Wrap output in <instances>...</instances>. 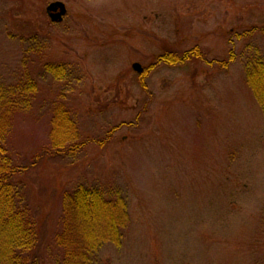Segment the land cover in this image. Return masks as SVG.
Listing matches in <instances>:
<instances>
[{
    "label": "rangeland",
    "instance_id": "374dc122",
    "mask_svg": "<svg viewBox=\"0 0 264 264\" xmlns=\"http://www.w3.org/2000/svg\"><path fill=\"white\" fill-rule=\"evenodd\" d=\"M53 1L0 0V82L18 103L7 144L49 225L47 260L62 192L84 184L130 212L95 264H264V110L246 68L264 57V0H61L59 22ZM60 105L80 149L51 157Z\"/></svg>",
    "mask_w": 264,
    "mask_h": 264
},
{
    "label": "trees",
    "instance_id": "16d2710c",
    "mask_svg": "<svg viewBox=\"0 0 264 264\" xmlns=\"http://www.w3.org/2000/svg\"><path fill=\"white\" fill-rule=\"evenodd\" d=\"M258 29L263 30L264 25L253 28ZM231 53L228 59L215 63L229 68L235 57ZM191 56L199 58L200 53L192 49L183 56L165 54L161 59L174 64ZM246 68L247 83L264 110V57L258 53L251 56ZM17 107L15 93L0 82V264H95L104 244H121L123 231L130 223L127 202L122 196L108 197L102 188L84 184L63 191L58 225L52 233L54 246L59 250L54 261H48L42 241L45 239L49 248L46 241L49 225L45 232L35 209L24 200L16 177L27 168L14 161L7 144L10 120ZM53 115L52 147L56 150H49V156L80 149L73 144L79 131L71 110L60 105Z\"/></svg>",
    "mask_w": 264,
    "mask_h": 264
},
{
    "label": "water",
    "instance_id": "95a60500",
    "mask_svg": "<svg viewBox=\"0 0 264 264\" xmlns=\"http://www.w3.org/2000/svg\"><path fill=\"white\" fill-rule=\"evenodd\" d=\"M47 11L53 21L59 22L63 20L68 9H67L65 2L61 0H56V1L51 2L47 6ZM133 67L135 70H137L140 73L144 71V68L139 63H134Z\"/></svg>",
    "mask_w": 264,
    "mask_h": 264
}]
</instances>
